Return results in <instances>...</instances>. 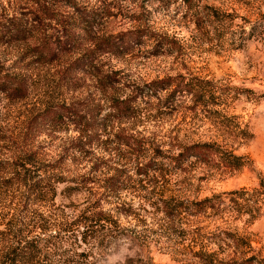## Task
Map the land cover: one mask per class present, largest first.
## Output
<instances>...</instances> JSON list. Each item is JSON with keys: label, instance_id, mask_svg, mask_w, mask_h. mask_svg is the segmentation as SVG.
<instances>
[{"label": "rangeland", "instance_id": "obj_1", "mask_svg": "<svg viewBox=\"0 0 264 264\" xmlns=\"http://www.w3.org/2000/svg\"><path fill=\"white\" fill-rule=\"evenodd\" d=\"M75 1L0 22V264H264V0Z\"/></svg>", "mask_w": 264, "mask_h": 264}, {"label": "trees", "instance_id": "obj_2", "mask_svg": "<svg viewBox=\"0 0 264 264\" xmlns=\"http://www.w3.org/2000/svg\"><path fill=\"white\" fill-rule=\"evenodd\" d=\"M5 0H0V22L2 20H6V18H8V8H6V4L9 3L10 0H6L7 2L4 3ZM31 1H38V0H31ZM55 5L57 6H67L72 8V10L74 11V13L77 14V18L79 19V22L76 23L74 22V24H69V28L70 30H66L65 31V35L64 37L70 41V43H74V39H76L78 36L75 32L76 28H80V29H85L87 28V25H91L93 18L89 16V13L87 12H82V8L79 7L76 3L75 0H53ZM4 3V4H3ZM13 18V17H12ZM59 19V15L56 13L53 14H49V19ZM1 24V23H0ZM14 29L11 30V34L14 37L15 36H24V37H28L31 36V32L30 30H28L26 28V25L23 24H15ZM140 32V31H138ZM5 35L4 32H2V30L0 29V39H2V37ZM113 36L111 34L101 37L99 38V40L96 42L95 44V49L100 52V53H105V52H111V51H118V45H116V43H114L112 41ZM64 44V43H63ZM61 47H63V49H65V45H62ZM36 51L38 54V57L42 58L43 60H53L54 58L57 57V55L59 54V52H61L62 50H60V45L59 46H54L52 47H48V45L46 44V42H42V45L38 46V48L36 47ZM45 57V58H44ZM164 81H162L163 83ZM26 88V85L24 84V81L22 78H17L14 75H1V66H0V91L1 92H21L24 91ZM205 146V145H203ZM194 148V146H190L188 147V149H192ZM233 163L235 165V167H240L241 165H243L245 163V161L242 160L241 156H233ZM259 186L260 188L264 187V178L261 177L260 181H259ZM231 194H244L246 193L245 191H233L230 192ZM219 198V195H215L212 198H206L205 200H215ZM250 216H254L252 214V212L249 210ZM30 251V250H28ZM23 254H21V256L23 255L24 258H27V252L24 250V252H22Z\"/></svg>", "mask_w": 264, "mask_h": 264}]
</instances>
